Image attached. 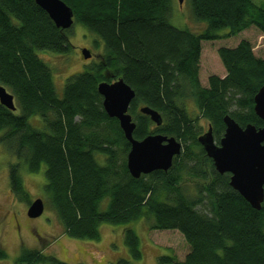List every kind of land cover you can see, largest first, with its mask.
Masks as SVG:
<instances>
[{
	"label": "trees",
	"instance_id": "1",
	"mask_svg": "<svg viewBox=\"0 0 264 264\" xmlns=\"http://www.w3.org/2000/svg\"><path fill=\"white\" fill-rule=\"evenodd\" d=\"M62 1L73 12V25L93 33L103 53L68 76L58 95L37 52L68 54L72 30L57 28L32 0H0V85L10 89L19 111L0 105V143L17 159L8 170L14 198L30 204L21 163L29 173L44 165V191L69 237L99 240L101 223L120 225L130 257L140 260L139 237L129 224L145 219L150 230L180 232L190 248L182 261L161 256L156 264H264V201L260 210L253 209L229 186V174L215 171L185 109L186 99L191 100L216 142L225 115L241 127L264 125L253 111V97L264 85V58L254 55L248 40L217 49L223 77L210 75L205 87L198 76L201 42L250 27L264 36V9L252 0H189L194 20L205 23L194 33L170 24L173 0ZM223 29L226 33L219 35ZM118 78L135 91L128 109L134 138L159 133L183 143L191 139L199 152L184 144L167 172L131 177L129 143L96 90L99 82ZM140 106L160 113L161 125L152 128L149 117L137 112ZM31 117L40 119L41 129L30 124ZM183 176L202 179L195 195L181 184ZM105 198L106 208L100 210ZM5 257L0 245V259ZM16 261L68 264L25 248Z\"/></svg>",
	"mask_w": 264,
	"mask_h": 264
},
{
	"label": "rangeland",
	"instance_id": "2",
	"mask_svg": "<svg viewBox=\"0 0 264 264\" xmlns=\"http://www.w3.org/2000/svg\"><path fill=\"white\" fill-rule=\"evenodd\" d=\"M252 2L264 9V0H252ZM169 22L178 29H188L194 33H200L205 27V23H198L194 20L189 0H184L182 5H179L177 0H173ZM70 29L72 32L68 35V40L73 48L68 54L37 52V55L51 70L55 91L58 95L62 94L68 76L83 70L87 64L99 61L103 53L102 44L93 33L77 24H72ZM223 33H226V29L220 30L218 34ZM240 39L248 40L254 55L264 58V36L254 27L230 38L202 41L198 75L201 86H207V78L210 75L218 77L225 75V69L216 51L219 47L235 46ZM82 48H87L91 52L90 58L83 59L80 53ZM5 88L12 94L10 89ZM14 104L16 106L14 111L19 113L15 97ZM185 109L190 118L194 120L191 128H193L196 136L206 132L208 123L199 116L191 100L186 99ZM29 122L35 128H42L38 117L29 118ZM151 127L155 128V124L152 123ZM178 141L182 144V151L183 145L187 144L190 151L199 152L198 147L191 139L185 143L181 140ZM180 157H178L177 162L181 160ZM196 157L200 159L199 154ZM15 162L17 159L0 143V245L6 251V257L0 259V264H19L16 260L22 248L39 250L43 255L53 256L68 264H109L119 259L129 260L132 264H156L158 257L161 256H175L177 260L182 261L189 252L190 248L180 232L176 230H150L145 219L129 224L139 237L140 260H133L130 257L123 240V227L120 225L101 223L99 240L76 239L64 235L57 213L44 191L45 166L42 165L37 173H29L25 165L21 163L19 173L30 203L36 198H40L44 204L43 212L39 217H28V203L16 200L9 191L8 170L9 166ZM201 182L202 179L183 176L181 184L187 186L190 193L195 195L194 186ZM107 202V198L101 202L100 210L106 208Z\"/></svg>",
	"mask_w": 264,
	"mask_h": 264
},
{
	"label": "water",
	"instance_id": "3",
	"mask_svg": "<svg viewBox=\"0 0 264 264\" xmlns=\"http://www.w3.org/2000/svg\"><path fill=\"white\" fill-rule=\"evenodd\" d=\"M43 9L57 28L68 29L73 24V12L62 0H32ZM184 0H177L182 5ZM80 53L83 59L91 57L87 48ZM102 97V107L110 118L118 121L124 138L129 143L126 168L137 179L154 171L167 172L173 159L182 151V144L173 136L159 133L148 134L141 139L133 137L135 122L128 112L135 91L122 79L113 82L101 81L96 86ZM0 105L14 111L13 94L0 85ZM139 112L148 116L155 126H160V113L148 106H140ZM253 111L264 123V85L253 97ZM224 132L216 142L210 127L197 137L205 155L211 159L215 171L229 174V186L253 209L260 210L264 201V125L247 124L241 127L229 115L223 117ZM44 209L42 199L36 198L27 209L30 218L39 217Z\"/></svg>",
	"mask_w": 264,
	"mask_h": 264
},
{
	"label": "crops",
	"instance_id": "4",
	"mask_svg": "<svg viewBox=\"0 0 264 264\" xmlns=\"http://www.w3.org/2000/svg\"><path fill=\"white\" fill-rule=\"evenodd\" d=\"M65 235V234H64Z\"/></svg>",
	"mask_w": 264,
	"mask_h": 264
}]
</instances>
